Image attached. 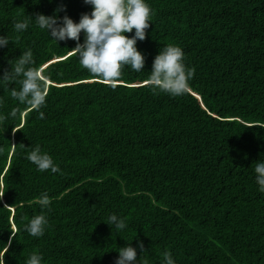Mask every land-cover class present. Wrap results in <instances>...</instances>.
<instances>
[{"label":"trees","instance_id":"trees-1","mask_svg":"<svg viewBox=\"0 0 264 264\" xmlns=\"http://www.w3.org/2000/svg\"><path fill=\"white\" fill-rule=\"evenodd\" d=\"M148 3L151 26L137 42L144 71L122 69L113 87L81 66L76 41L57 44L34 20L14 30L61 4L59 15L79 22L92 11L84 0H0V35L13 41L0 49V77L31 48L50 82L45 119L11 96L19 81L0 86L5 264H27L34 252L43 264H115L129 244L147 264H162L167 252L176 264H264V193L254 171L264 160V0ZM170 44L196 69L180 97L146 83ZM37 146L59 172H40L26 158ZM45 192L52 203L42 209ZM113 213L125 229L105 222ZM41 214L49 226L32 237L25 226Z\"/></svg>","mask_w":264,"mask_h":264},{"label":"clouds","instance_id":"clouds-1","mask_svg":"<svg viewBox=\"0 0 264 264\" xmlns=\"http://www.w3.org/2000/svg\"><path fill=\"white\" fill-rule=\"evenodd\" d=\"M51 2V0H50ZM86 5L92 7L90 13H83L79 22L74 21L65 14L59 15L61 11L66 12V5L61 4L52 15L37 14L17 21L14 30L19 33L27 31L32 20L36 25L45 30L58 44V41L74 40L76 47L72 49L77 55L84 69L103 82L115 87L122 76V69L131 68L132 71L140 73L145 68V56L138 50L137 42L146 38V30L152 22V8L148 0H84ZM134 35H126L132 33ZM84 34L83 43L81 33ZM12 41L8 36L0 35V49L7 47ZM13 42V41H12ZM10 71H5L0 77V86L11 85L19 81L20 88L11 91V96L20 104H26L30 110L39 113L40 119H45V113L41 111L47 106L50 82L44 75L48 65L35 67L34 53L31 48L23 50L22 55L15 61L10 62ZM196 69L189 67L186 63V54L179 45H167L161 48L154 58L150 76L146 82L154 91L166 93L172 97H180L191 92L190 81L195 77ZM2 106V102H0ZM10 115L14 118L17 110ZM6 116L0 115V128L4 126ZM264 127V126H262ZM19 129H13V132ZM36 165L37 170L52 173L60 171L53 157L43 152L40 147H35L26 157ZM255 182L258 190L264 193V160H258L255 165ZM3 194L0 195V198ZM37 203L42 209H47L52 201L47 192L42 193ZM111 228L117 231L125 229L127 221L117 214H111L107 220ZM49 221L46 215H36L25 226V230L32 237H42L45 234ZM15 230V227H14ZM143 243L139 248L143 249ZM119 256L115 264H147L141 262L137 256V248L131 246L119 249ZM44 257L39 253H32L27 259V264H43ZM0 264L5 261L0 258ZM162 264H176L171 252L164 255Z\"/></svg>","mask_w":264,"mask_h":264}]
</instances>
